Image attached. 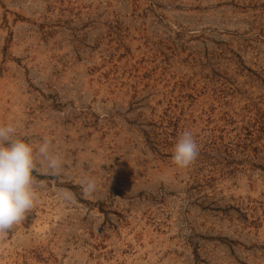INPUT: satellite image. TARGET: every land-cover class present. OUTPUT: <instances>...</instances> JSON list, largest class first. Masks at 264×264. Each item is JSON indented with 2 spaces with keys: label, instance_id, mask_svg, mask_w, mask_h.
Here are the masks:
<instances>
[{
  "label": "rangeland",
  "instance_id": "rangeland-1",
  "mask_svg": "<svg viewBox=\"0 0 264 264\" xmlns=\"http://www.w3.org/2000/svg\"><path fill=\"white\" fill-rule=\"evenodd\" d=\"M9 123L63 163L0 264H264V0H0Z\"/></svg>",
  "mask_w": 264,
  "mask_h": 264
},
{
  "label": "clouds",
  "instance_id": "clouds-1",
  "mask_svg": "<svg viewBox=\"0 0 264 264\" xmlns=\"http://www.w3.org/2000/svg\"><path fill=\"white\" fill-rule=\"evenodd\" d=\"M17 128L9 123L0 125V241L22 224L35 209L39 199L33 172L37 160L53 173L62 167L61 157L52 151V142L45 139L37 148L17 137ZM199 155V146L191 131H184L176 142L172 162L179 168L191 166ZM83 190L90 194L96 182L92 178L82 181Z\"/></svg>",
  "mask_w": 264,
  "mask_h": 264
}]
</instances>
